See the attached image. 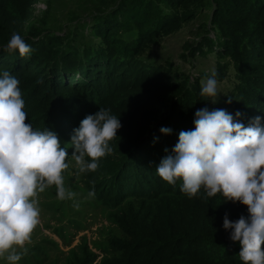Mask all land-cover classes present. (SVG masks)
Listing matches in <instances>:
<instances>
[{
    "label": "trees",
    "instance_id": "trees-1",
    "mask_svg": "<svg viewBox=\"0 0 264 264\" xmlns=\"http://www.w3.org/2000/svg\"><path fill=\"white\" fill-rule=\"evenodd\" d=\"M35 2L0 0L5 163L48 175L81 149L119 232L96 264H264V0H57L27 26ZM196 20L182 57L215 65L191 76L154 47Z\"/></svg>",
    "mask_w": 264,
    "mask_h": 264
},
{
    "label": "rangeland",
    "instance_id": "rangeland-1",
    "mask_svg": "<svg viewBox=\"0 0 264 264\" xmlns=\"http://www.w3.org/2000/svg\"><path fill=\"white\" fill-rule=\"evenodd\" d=\"M55 3L57 0H36L27 26L39 27L42 12ZM62 12L60 6L55 15L60 17ZM197 28L198 20L190 22L154 47L163 57L161 60L171 58L191 76L202 69L210 73L215 65L211 54H203L205 51L195 58L182 57L187 52L183 44L199 39ZM89 29L83 28V32L88 34ZM81 31L77 25L69 24L63 42L79 37ZM208 36L215 39L212 30ZM5 151L10 153L7 147ZM1 154L0 264H69L83 250L96 254L94 264L100 262L107 255L104 253L107 238L119 232L102 208L91 205L92 197L84 191L80 180V167L84 164L81 149L76 148L65 166L48 175L39 172L29 175L12 168Z\"/></svg>",
    "mask_w": 264,
    "mask_h": 264
}]
</instances>
